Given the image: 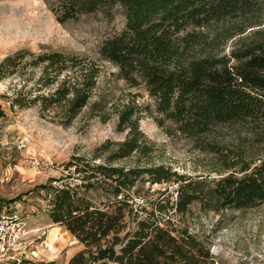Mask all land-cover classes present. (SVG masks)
<instances>
[{
  "label": "trees",
  "instance_id": "obj_1",
  "mask_svg": "<svg viewBox=\"0 0 264 264\" xmlns=\"http://www.w3.org/2000/svg\"><path fill=\"white\" fill-rule=\"evenodd\" d=\"M50 1L60 23L99 10L111 17L113 7L121 9L124 27L102 41L98 59L115 66L117 79L145 89L154 101L160 126L169 120L176 133L191 138L221 124L264 126V27L254 29L247 42L227 54L189 53L200 34L203 36L197 30L202 27L232 19L235 22L230 28L242 34L260 25L264 0ZM188 27L196 30L179 34ZM1 66L14 71L39 67L35 91L56 84L52 92L28 101L23 95L16 96L13 103L18 107L39 102L41 116L63 125L88 107L90 116L102 122L115 114L116 129L126 131L123 140L106 141L95 149L93 159L103 158V162L75 158L76 163L70 164L75 165L83 183L56 187L48 199L52 223L64 226L83 245L67 264H217L201 239L185 228H175L170 216L161 213L169 209L184 213L195 201L216 211L264 203V160L243 163L238 169L241 175L231 171L212 178L151 163L153 143L139 127L142 112L152 113L150 105L141 106L131 99L108 106L103 96L90 101L101 73L97 59L20 49L7 55ZM201 146L216 151L219 145L201 142ZM132 155L143 164L129 168L112 165ZM234 164L224 161L226 168ZM139 182L165 187L155 191L160 195L155 199L136 203L131 189ZM173 184L174 200L169 189ZM82 187L85 191L101 189L106 194L103 207L82 195Z\"/></svg>",
  "mask_w": 264,
  "mask_h": 264
},
{
  "label": "rangeland",
  "instance_id": "obj_2",
  "mask_svg": "<svg viewBox=\"0 0 264 264\" xmlns=\"http://www.w3.org/2000/svg\"><path fill=\"white\" fill-rule=\"evenodd\" d=\"M51 7L50 0H0V205L17 209L27 218L23 264H61L73 250L83 247L64 226L52 223L48 199L56 187L83 183L75 165L70 164L76 163L75 158H81L80 162H103V158L93 159L95 149L106 141L123 140L126 131L116 129L115 114L102 122L99 117L90 116L88 107L70 124L63 125L49 116H41L39 102L25 107L15 105L16 96L23 95L28 101L35 95L52 92L56 85L35 91L34 78L39 74V67L14 71L12 67L1 66L7 55L20 49L36 54L62 51L97 59L101 73L90 101L103 96L108 106L112 102L114 106L121 105L131 99L141 106L150 105L152 113L142 112L139 127L153 143L151 163H164L186 175L212 178L231 171L241 175L238 169L243 163L264 160V126L221 124L191 138L176 133L169 120L162 126L158 124L154 101L145 89L117 79L113 75L117 71L115 66L98 59L102 41L124 27L125 18L118 6L112 8L111 17L99 10L63 23L56 20ZM260 20V25L249 27L242 34L232 31L230 27L235 22L232 19L197 29L203 36L200 34L189 53L227 54L247 42L254 29L264 27V11ZM195 30L188 27L179 34ZM201 142H214L219 146L212 151L207 146L202 147ZM224 161L236 164L226 168ZM142 164L136 155L112 163L125 168ZM53 181L60 183L59 186H54ZM164 187L165 184L139 182L131 193L136 203H141L158 197L155 191ZM175 187V184L169 186L172 200L176 196ZM79 192L103 207L101 202L106 200V194L101 189L85 191L82 187ZM161 214L165 218L170 216L175 228H185L201 239L217 264H264V203L216 211L195 201L184 213L169 209ZM42 229L46 231L43 235Z\"/></svg>",
  "mask_w": 264,
  "mask_h": 264
},
{
  "label": "built area",
  "instance_id": "obj_3",
  "mask_svg": "<svg viewBox=\"0 0 264 264\" xmlns=\"http://www.w3.org/2000/svg\"><path fill=\"white\" fill-rule=\"evenodd\" d=\"M34 163V161H33ZM54 186L60 183L53 181ZM28 232L27 218L19 210L0 206V264H23V243ZM46 231L42 229L41 234Z\"/></svg>",
  "mask_w": 264,
  "mask_h": 264
},
{
  "label": "crops",
  "instance_id": "obj_4",
  "mask_svg": "<svg viewBox=\"0 0 264 264\" xmlns=\"http://www.w3.org/2000/svg\"><path fill=\"white\" fill-rule=\"evenodd\" d=\"M1 206V205H0ZM78 249H75V250H73L67 257H66V261H62L61 262V264H67V262H68V260H69V258L72 256V254L74 253V252H76Z\"/></svg>",
  "mask_w": 264,
  "mask_h": 264
}]
</instances>
